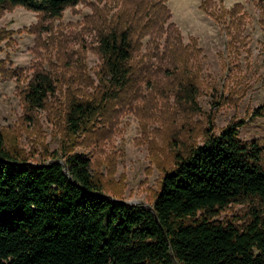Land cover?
<instances>
[{
    "label": "rangeland",
    "instance_id": "obj_1",
    "mask_svg": "<svg viewBox=\"0 0 264 264\" xmlns=\"http://www.w3.org/2000/svg\"><path fill=\"white\" fill-rule=\"evenodd\" d=\"M114 29L130 32L138 76L71 138L69 103L109 86L100 45ZM40 73L55 91L33 108L25 93ZM240 120L239 137L264 145V0H80L59 16L23 5L0 14V128L37 162L75 142L125 200L150 205L179 147ZM251 205L216 218L246 217Z\"/></svg>",
    "mask_w": 264,
    "mask_h": 264
},
{
    "label": "trees",
    "instance_id": "obj_2",
    "mask_svg": "<svg viewBox=\"0 0 264 264\" xmlns=\"http://www.w3.org/2000/svg\"><path fill=\"white\" fill-rule=\"evenodd\" d=\"M79 2L0 0V14L23 5L59 16ZM100 49L109 86L100 99L69 103L71 138L89 131L112 96L138 76L128 30L105 34ZM54 91L50 75L36 74L25 99L42 107ZM242 125L209 128L201 142L179 147L163 169L154 210L125 200L93 170L89 155L73 149L75 142L65 139L52 159L37 162L0 128V264H264V213L257 206L264 201V145L241 139ZM239 203L253 204L248 216L216 218Z\"/></svg>",
    "mask_w": 264,
    "mask_h": 264
},
{
    "label": "water",
    "instance_id": "obj_3",
    "mask_svg": "<svg viewBox=\"0 0 264 264\" xmlns=\"http://www.w3.org/2000/svg\"><path fill=\"white\" fill-rule=\"evenodd\" d=\"M66 170L68 171V168L66 167ZM150 208L154 210V207L152 205H149Z\"/></svg>",
    "mask_w": 264,
    "mask_h": 264
}]
</instances>
